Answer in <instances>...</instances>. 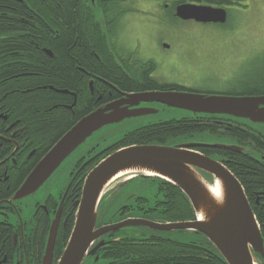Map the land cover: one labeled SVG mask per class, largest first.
<instances>
[{
    "label": "trees",
    "instance_id": "16d2710c",
    "mask_svg": "<svg viewBox=\"0 0 264 264\" xmlns=\"http://www.w3.org/2000/svg\"><path fill=\"white\" fill-rule=\"evenodd\" d=\"M89 0H0V36L5 34L6 40L0 38V53L2 61L6 64L0 70V78L13 74L16 66L15 60L25 75L8 79L3 87L9 91L1 102L3 108L10 111L9 119L21 118L25 121L29 139L32 146L39 145L36 158L25 165L19 174L16 188L33 168L45 152L75 123L86 111L77 113L71 119L69 110H61L59 103L70 100L71 94L60 92L57 89H75L82 84L77 81L81 72L74 64L78 47L86 43L85 33L81 22L80 9L82 2ZM162 8H169L173 17L175 7L182 2H196L224 6L230 12V6H247V0H158ZM91 2V0H90ZM134 0H95L92 2V13L100 15L112 23H117L122 14L132 10ZM80 8V9H79ZM160 12V10H159ZM229 18V17H228ZM162 20H164L162 18ZM57 29L50 27L51 22ZM158 24H161L158 21ZM187 26L181 32L184 39L191 40L192 34ZM98 33V39L104 40L103 33ZM102 34V35H100ZM102 41V45L106 46ZM99 45H101L99 43ZM47 46L53 54L44 52L41 47ZM104 46L101 51L104 52ZM4 50V51H3ZM121 58H119V62ZM1 62V57H0ZM24 64V65H23ZM123 64V63H122ZM158 66L154 61L146 60L140 66H135L132 72L125 75L117 73L116 80L123 89L135 91L146 89H189L193 91H206L202 86L191 84L182 85L178 82L161 81L153 75V70ZM91 68V67H90ZM122 69L124 67H121ZM92 69V68H91ZM103 70V69H102ZM14 77V76H12ZM10 77V78H12ZM87 85L85 84V87ZM213 92H228L233 94H262L264 93V78L255 77L253 80L240 82L236 88L221 90L208 88ZM79 92V91H78ZM80 94V92H79ZM68 98V99H67ZM0 102V103H1ZM24 119V120H23ZM9 121V120H8ZM209 133L222 135L229 134L240 141H252V148L264 155V134L248 126L224 116L203 115L196 117L171 118L151 125L140 127L125 133L114 145L104 149L105 154L133 143L167 142L177 136ZM237 140V139H236ZM238 140V141H239ZM239 141V142H240ZM242 143V142H240ZM205 153H218L226 158V164L243 184L246 194L255 211L261 230L264 235V163L253 157L250 152H240L228 148L199 147ZM92 151V150H91ZM91 156V154L89 155ZM84 159H80L75 169H79ZM97 158V157H96ZM95 162V161H94ZM93 163V162H92ZM79 170L82 180L76 186L82 189L85 177L86 164ZM151 182L144 185L147 198L144 202L149 205L147 217L154 216L158 220H189L195 218L193 206L187 195L172 182L155 176L139 175ZM9 185V184H8ZM11 190V188H10ZM7 188L0 189V196L6 193ZM74 224V215L71 214L66 224L58 228L54 257L59 258ZM188 231V230H187ZM196 236L190 240L173 238H151L147 242H126L120 252L143 254L141 258H133L129 264H228L213 243L201 232L190 230ZM9 238V237H8ZM6 247L9 239L3 243ZM1 245V242H0ZM264 263V259L262 258Z\"/></svg>",
    "mask_w": 264,
    "mask_h": 264
},
{
    "label": "water",
    "instance_id": "95a60500",
    "mask_svg": "<svg viewBox=\"0 0 264 264\" xmlns=\"http://www.w3.org/2000/svg\"><path fill=\"white\" fill-rule=\"evenodd\" d=\"M175 14L181 19L205 23H224L227 20L225 7L205 3H180L175 7ZM45 50L52 54L51 50ZM173 108L184 113L176 115ZM203 115L228 117L264 134L258 126L264 125V94L206 93L179 89L124 92L121 97L83 115L64 132L24 178L11 201L35 195L71 156L75 158L72 161L75 166L85 156L83 153L73 157L77 149L103 127L118 126L139 118L137 123L129 124L133 128L127 133L171 118ZM211 136L209 133H194L177 136L167 142L133 143L99 158L85 174L74 226L56 264H84L95 251L90 246L97 237L127 225H148L162 230H196L213 243L228 264H264V235L243 184L226 165V158L206 154L199 147L250 152L263 163L264 155L238 141H211ZM119 139L94 151L83 165ZM186 139L191 141H184ZM136 174L164 178L178 186L189 198L195 218L156 222L133 217L114 225L97 227L100 203L111 183L121 176ZM217 192L221 199L217 198ZM119 204L120 201L110 209L105 222L117 218ZM59 210L47 235L42 264H53Z\"/></svg>",
    "mask_w": 264,
    "mask_h": 264
},
{
    "label": "flooded vegetation",
    "instance_id": "af4514ba",
    "mask_svg": "<svg viewBox=\"0 0 264 264\" xmlns=\"http://www.w3.org/2000/svg\"><path fill=\"white\" fill-rule=\"evenodd\" d=\"M91 2L92 5H94L95 0H91ZM91 2L90 0L89 2L83 1L81 9L79 8L86 43L83 46L78 47L76 51L77 55L73 56L75 59L74 66L78 71L81 72V75L78 76L77 81L82 82L83 85L81 84L78 86L76 88L77 90L73 88L69 89L67 87L57 89L60 92L69 93L72 96L70 100L61 101L59 103L62 108L61 110L63 111V109H65L64 113H66V110H69L71 119L75 118L78 112L82 113L83 111H86L87 114L102 104L121 97L124 92L131 91L120 87L116 80L117 73L125 75V72L126 74L132 72L135 66H140L141 62L143 61L150 59L154 61L152 58H146L144 56L147 51L143 50L142 53V51L139 50V46L136 45L137 42H132L134 41V33L126 34L125 29H123L122 34L124 32V35L122 36L124 38L119 36L118 30L121 24L124 21H128L129 17L127 12L122 14L117 23H112L106 20L105 14L103 19L101 18L102 16L100 17V15L87 12L86 4L89 5L90 10H93L92 5H90ZM157 16V20L152 18L148 20L153 23H155L154 21H161L162 15L160 12H157ZM138 18L142 19V16H138ZM50 27L52 29H57L56 33L59 34L60 29L56 27V24H54L53 21L51 22ZM178 30L183 31V27L178 28ZM99 31L103 33L101 38L104 37V40L103 38L102 40L98 39L97 32ZM132 32H134V30H132ZM9 36L2 34L0 38L6 40ZM102 41L106 42V46L102 45ZM99 43L101 45H99ZM119 44H122L123 46H120ZM103 46L104 52L101 51V47ZM41 48L44 52H47L45 49H49L52 52L50 47L43 46ZM4 54V52L0 53V67H4L6 64L5 61H2V56H4ZM189 56V60L178 58V62L175 61V65L177 67L176 71L183 73V69L187 67L186 65L192 67V64L196 63L197 56ZM119 58H121L120 62ZM154 62L157 63L156 61ZM15 63L16 66L14 67L17 71L13 72V74H9L7 77L0 78V102L2 98L6 97V94L9 92L6 90L4 91L5 87H3V83L5 81H10L8 79L12 80L15 77L17 78L18 76H21L22 72L24 75L26 73V71H22L21 66L18 65L19 60H15ZM121 67L124 68L122 69ZM1 69L2 68H0V70ZM157 69L158 66L152 72L154 76V73L157 71ZM190 74L194 75L192 72ZM192 75H187L184 77L191 79L193 77ZM5 78L8 79L5 80ZM167 82H178L185 86L192 84L174 80H168ZM85 84L87 85L86 87ZM183 90L189 89L184 88ZM202 92L213 93V91H209V89ZM3 107L4 103L1 102L0 189L5 186L7 191L0 196V264H42L47 235L52 220L56 216L58 210L60 209L58 228L62 223H67L71 214L74 215L75 222L77 201L82 191L77 190L76 188L83 177L80 175L79 170L84 166H87L86 164H89L85 170L86 173L87 170L95 162H97V160L101 158L103 154H105V152L101 151L100 153L93 155L79 169L72 167L71 171H73V173L75 172V174L71 175V178L67 180L66 185L61 190H58L56 194L50 192L45 193L42 197L38 196L34 199V201L30 200L28 203H24V198L14 199L11 201L13 194L22 183L21 182L16 188H13L14 184L17 183L20 172L25 165H29L36 158L38 148L41 146V144L32 146V140L29 139L25 121L21 122L22 119L19 117L9 119L10 111H8V108ZM138 176H133L132 178L128 179L127 182L134 181L136 179L135 177ZM146 179L147 178H145V180ZM148 184L149 182L146 185ZM145 198H147L145 188L140 190L131 189L123 192H115L111 196L105 195L103 202L100 204L101 212L97 227L114 225L120 221L133 217L151 219L156 222L171 221L163 219L158 220L157 217L152 215L147 217L145 214H149L150 209L149 205H147L148 202L147 204L144 202ZM121 199L122 202L118 205L119 208L117 211V218L114 220L110 218L108 219L109 221L105 222L104 219L107 215H109L108 213L110 209L112 207L114 208L117 202ZM185 230L190 231L192 229ZM175 231L176 230L157 229L148 225H127L113 229L104 235L97 237L93 241L90 249L95 248V251L93 254L87 257L85 263L129 264L130 261H133L134 257L138 259L143 257V254H126L120 252V249H122L124 243L139 241L144 243L151 238L178 239V237L174 236ZM6 239H9V244L5 247L3 243L6 241ZM57 260L58 258L55 259L53 253V264H56Z\"/></svg>",
    "mask_w": 264,
    "mask_h": 264
},
{
    "label": "rangeland",
    "instance_id": "374dc122",
    "mask_svg": "<svg viewBox=\"0 0 264 264\" xmlns=\"http://www.w3.org/2000/svg\"><path fill=\"white\" fill-rule=\"evenodd\" d=\"M246 2V7L230 6L229 18L226 22L205 23L179 17L174 18L170 9L162 8L158 0H134L131 4L132 10L127 12L128 21L121 24L118 34L123 37V29L126 34L134 33L132 42H137L136 45L139 46L142 53L143 50L147 51L144 54L146 58H152L158 63V69L154 73L155 77L167 81L195 83L202 86V89L219 88L229 91L228 89L236 88L240 82L253 80L255 77L264 78V0H247ZM86 8L87 12L92 11L87 4ZM159 10L164 19L160 21L161 24H158V21H154L155 23L149 21L148 19L151 18L157 20ZM138 16H142V19ZM184 26H187L188 31L192 34L191 40H185L182 31L178 30ZM189 55L197 56L196 63H193L192 67L186 65V68H181L183 73L176 71L175 61L178 62V58L189 60ZM191 72L194 75L190 74ZM187 75L193 77L191 79L184 77ZM173 109H175L176 115L184 113L177 108ZM138 119L128 120L118 126L103 127L80 146L73 157H78L83 153L84 157H88L105 144L119 139L126 131L133 128L129 124L137 123ZM258 126L264 131V125ZM236 139L234 136L223 133L222 135L212 134L209 140L224 142L239 140ZM167 141H171V139ZM240 142L250 147L253 145L252 141L243 140ZM90 149L92 151L88 152ZM74 159L71 156L64 161L35 195L23 199L24 203L33 201L34 197H42L47 192L56 194L58 190H61L73 175L70 171ZM135 178L134 181L127 182L129 175L119 177L111 183L106 194L111 196L115 192L137 190L148 183L144 177ZM174 236L190 240L196 234L185 229H176Z\"/></svg>",
    "mask_w": 264,
    "mask_h": 264
},
{
    "label": "bare ground",
    "instance_id": "6f19581e",
    "mask_svg": "<svg viewBox=\"0 0 264 264\" xmlns=\"http://www.w3.org/2000/svg\"><path fill=\"white\" fill-rule=\"evenodd\" d=\"M183 3V2H182ZM180 4V3H179ZM178 5V4H177ZM222 7H224V6H222ZM226 8V7H225ZM227 9V8H226ZM176 15V14H175ZM178 17V16H177ZM228 17H229V12H228V9H227V20H228ZM226 20V21H227ZM83 85V84H82ZM150 90H153V89H150ZM75 91V90H74ZM231 94H233V93H231ZM204 147H211V146H204ZM248 147H250V146H248ZM205 153V152H204ZM206 154H216V155H219L218 153H206ZM221 156V155H220ZM223 157V156H222ZM40 160V159H39ZM227 165V164H226ZM131 176H133V175H131ZM215 188H217V186H214ZM213 187V190L215 189ZM79 194V193H78ZM259 224H260V222H259ZM260 226H261V224H260ZM178 229H183V228H178ZM174 230H176V229H174ZM138 257V256H137Z\"/></svg>",
    "mask_w": 264,
    "mask_h": 264
},
{
    "label": "clouds",
    "instance_id": "9594fccd",
    "mask_svg": "<svg viewBox=\"0 0 264 264\" xmlns=\"http://www.w3.org/2000/svg\"><path fill=\"white\" fill-rule=\"evenodd\" d=\"M216 196H217L218 199H221L219 192L216 193Z\"/></svg>",
    "mask_w": 264,
    "mask_h": 264
}]
</instances>
